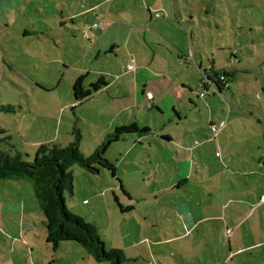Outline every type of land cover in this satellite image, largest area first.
Returning a JSON list of instances; mask_svg holds the SVG:
<instances>
[{"label": "rangeland", "instance_id": "1", "mask_svg": "<svg viewBox=\"0 0 264 264\" xmlns=\"http://www.w3.org/2000/svg\"><path fill=\"white\" fill-rule=\"evenodd\" d=\"M104 1L58 3L64 14L66 3L73 6V12L76 9L81 13ZM171 1L111 0L102 9L80 14L76 20L64 17L67 29L55 25L62 21L58 12L49 19L32 16L33 9H43L44 0H6L3 5L14 14H0V137L9 139L2 144L3 152L11 156L18 153L32 163L41 145L68 146L74 140V129H78L82 136L80 151L88 157L118 126L134 123L140 129H149L108 147L105 157L115 166L117 178L107 171L104 177L90 175L77 166L71 168L74 193L66 195V206L87 223L97 225L107 250L123 249L133 234L146 237L145 248H149L153 241L166 239V234L173 236L185 230L179 213L217 215L219 206L229 201L231 206L242 195L247 198L253 183L258 179L264 182L263 166L262 176H245L246 168L257 167L262 161L259 150L264 148V0H207L216 2V9L203 16V30L200 22L191 23L185 14L189 9L194 16L197 0H174V7ZM109 8L115 12L110 13ZM157 14L160 18L155 17ZM213 21L221 28L216 29ZM94 24L98 28H93ZM24 25L37 33L23 39L19 34L22 28L28 29ZM130 38L128 48L126 41ZM198 46L203 49L202 61L197 58L199 64L208 69L213 60L215 68L235 70L231 91L223 88L219 94L196 65L192 71L198 79L194 80L193 72L175 60L183 58L184 51L190 54L191 48L197 51ZM130 57L147 61L148 67H142L149 73L127 71L125 64ZM80 77H85V90L100 78L107 86L77 104L72 86ZM171 79L177 82L179 94L170 85ZM182 81L191 83L193 94L185 96ZM144 82H148L145 89ZM159 84L166 87V93L156 103ZM147 91H153L154 99ZM201 93L206 97L201 98ZM187 97L193 99L194 106ZM9 107L14 111L7 112ZM221 121L227 129L215 138L209 123ZM167 136L171 142L164 140ZM168 152L174 155L172 159L167 160ZM185 153L194 168L188 185L158 195L156 189L164 190L178 176L176 161ZM235 170H241L243 176ZM157 196L160 198L153 201ZM173 205L181 206V210ZM246 207L240 210L241 215H252V207ZM230 211L228 208V215ZM263 213L264 208L256 210L242 226V240L250 236L247 230H262H258V220ZM148 219L159 224L152 226ZM43 221L30 183L0 180V264H97L77 243L55 247L46 238ZM218 224H199L197 230L213 231ZM197 230L192 237L172 245L170 251L165 246L155 247L156 252L163 251V256L151 255L149 263L142 260L131 264L174 261L177 258L170 253L181 251L180 244L187 251L184 261L197 264ZM131 252L129 255H136Z\"/></svg>", "mask_w": 264, "mask_h": 264}, {"label": "crops", "instance_id": "2", "mask_svg": "<svg viewBox=\"0 0 264 264\" xmlns=\"http://www.w3.org/2000/svg\"><path fill=\"white\" fill-rule=\"evenodd\" d=\"M5 1L6 0H0V14L3 17H5V14H7V13H10L11 15L14 14L13 11H10L11 9L8 10V8H5V6L3 5V3ZM136 1H138V0H136ZM140 1L141 0H139V2ZM109 2H111V0L104 1L103 5H102V3L96 4V5L92 6L91 8L87 9L88 10V11L86 10L87 13H85L86 11L78 13V10L76 11V9L73 12V6L71 4L66 3L65 6L67 7V12L63 14V7L58 8L59 3H58V0H56L53 3L55 5L54 7L49 8V9L47 7H45L41 10V12L43 11L42 15L48 16V17H46L47 19H49V17L55 18L56 12H58V14L60 15V19H62V21H60V23L55 22V25H59L60 27H64L65 29H67L66 19L64 17H67V18L70 17V19L76 20L80 14H90L91 12H95L98 7L102 9ZM178 3H179V1H178ZM171 4L174 7V0L171 1ZM194 6H195L194 7V10H195L194 16H193L192 11L188 12L189 9H186L185 14L189 15L191 23L195 24L196 21L200 22L199 28H200V30H203L202 23H205L203 16L204 15L208 16V15H210V13L213 14L215 12L216 2H214V4H212L211 2H207V0H197V2L195 3ZM108 11L110 13H114L115 9L109 8ZM148 11H150V10L148 9ZM106 13H107V11H106ZM150 13H151V11H150ZM65 14H67V16H64ZM173 16L175 18H177V12L174 11ZM197 17H198V19H197ZM214 23H215L216 29L221 28V26L217 25L216 22H214ZM62 24H63V26H62ZM108 24L112 25L111 23H108ZM19 35H22L21 32ZM127 36L129 38V36L131 37L132 35H127ZM22 38L28 39V37L27 38L22 37ZM130 43H131V38L126 41V45H128V48H130ZM112 46H113V48H115L116 45L113 44ZM177 51H180V49L177 48ZM184 52L185 53H184L183 58L182 57H174V55H172V56L175 58L176 61L180 62L181 65L186 66L188 71L189 70L192 71V68H194L195 65L199 68L200 71L203 72L204 76H205V72H206V74L212 76L214 72H218V71L222 70V69L215 68L216 65H215V62L213 60L209 61L210 66L208 69L203 66L202 62H200V64L198 63L197 58L200 57L201 61H202L201 56L203 53V49H201L200 46H198L197 51H195L193 48H191L190 54H188L186 51H184ZM189 56L193 57L194 59H190ZM130 59L134 62V66H135V70L133 73L137 72L138 70H141V71L144 70V71L149 73V71L143 69V67H142L143 65L148 67L149 64L147 61L146 62H145V60L139 61V59L137 57L135 59H134V57L133 58L130 57ZM131 60L127 61V63L125 64V66H126L125 69L130 64ZM169 62H171V61H169ZM138 64H140L139 67H138ZM136 67H137V69H136ZM171 68H172V66H171ZM222 71H224V70H222ZM233 72L232 71L225 72L227 75L231 76L229 78L230 84L233 83L232 79L236 78L235 70ZM159 74H161V73H159ZM172 75L173 74L170 71L169 76H172ZM205 77H207V76H205ZM192 78L194 80H197L198 76L193 72ZM205 80H206V78H205ZM169 81H170V85L175 86V88H173L175 94H179V91L177 90V87H176L177 82L174 79H171ZM143 84H144L143 89L147 88L148 82H144ZM158 86H159V89L157 90V98L158 99H156V103L160 99L159 96H162L163 94L166 93V87L165 86H163L162 84H159ZM219 87H220V85H219ZM182 89L187 90V92H188V93L187 92L185 93V96L191 95L194 93L193 86L191 85V83H187L185 81H182ZM218 90L219 89H217V91ZM227 90L231 91V85H229V89H227ZM222 91H223V89H221V92H219V94H222ZM143 92H144V90L142 91V94H143ZM135 93H138V90H136ZM146 93L150 94L152 96V98L154 99L155 96H154L153 91H147ZM143 96H144V94H143ZM187 100L190 102L191 105H193V106L195 105V103L191 97H187ZM145 101H146V97H145ZM156 103H154V104H156ZM173 111L179 117V114L177 113V111L174 107H173ZM210 123H213V122H210ZM214 124H217V123H214ZM226 129L227 128L225 127L221 133L224 134ZM167 138H169V139H167L166 141H170V142L172 141L171 137L167 136ZM124 141L127 142L128 141L127 138H125ZM259 151L261 152L260 158H262V161L258 162L257 167L255 166V167L246 168L245 169L247 171V173L245 175L246 177L252 178L253 175L262 176V174H259V173H260V170L262 169L261 166H263V168H264V148H263V151H261V150H259ZM173 156L174 155L172 153H169V152L166 153L167 160L172 159ZM176 163L179 165L178 166L179 168L178 167L175 168L176 170H178V176L175 179L172 178L171 182L168 185H166L164 190L161 188L156 189V190H158L157 191L158 195L160 193H163L164 191L171 192V193H174L175 191H179L183 187L187 186L190 179L192 178L191 175L194 171V168H192L193 164H192V160H191V157L189 154L185 153L183 155V157L177 159ZM180 166H182V168ZM235 171H236V173L238 172L241 176H243L242 175L243 173L241 172V170L240 171L235 170ZM103 176L106 177V174H103ZM120 182H121V180H120ZM263 183H264L263 181L261 182V180L258 179V182L253 183L252 191L249 193L247 198L242 197L244 195L240 196L238 199H236L235 204L231 203L232 207L229 205L230 201L228 202V204L224 203L221 206H219L220 210H219V214H217V215H215V214L205 215L203 213L201 216L197 217L194 213L190 214L187 211H184L183 213H179V214H181V218L185 222L184 226H181V227H183V229H185V230H182V233L177 232V234L173 235V236H170L168 233L165 235L166 239L153 241L149 245V248H145V242H146L145 240L147 239L146 237H142V235H136V234L134 235L133 234V236L130 235L132 238L131 242L126 244L123 249H120V248H116V249H120L124 252V254L128 260L126 262V264H131V262L140 263V262H142V260H143V262L148 261L147 263H149L150 262L149 257L151 255L152 256L159 255L160 257L163 256V251L160 250L159 252H156L155 247H164L165 246L170 251L172 248V245L179 243V241L181 239H188V238L192 237V235H194L195 231L198 229L199 224L202 225V224H206L208 222L211 223L212 221H214L216 223H219L216 230H213V231L207 230V232L204 230H200V231L197 230L198 231L197 232L198 239L200 240L198 242V244H199V247H198L199 259H198L197 264H264V213L261 217H259V220H258L259 223L261 224V227L259 226L258 230H259V228L262 229L260 232L256 233L255 231H252V229H249L247 231L250 233V236L246 235L244 240H242V237L244 236V234L241 231L242 226H246L247 221H249L254 216L256 210H260V209L264 208V200H263L264 199V184ZM246 184H247V186L251 187L250 184H248V183H246ZM121 185H123L122 182H121ZM253 189H255V190L253 191ZM204 191H206V190H204ZM159 198H160L159 196L154 197L153 201H155ZM84 202L86 203V201H84ZM243 202H248L247 203L248 206L252 207V209H253L252 215H247V216L241 215L240 210L242 208L246 210V208H247L246 207L247 204H245ZM200 205L203 206L202 208H206V204L204 202H201ZM173 206L178 207V210H181L180 209L181 206H179V205H173ZM224 208H225V212H224ZM228 208H231V211L229 212L230 215H228V212H227ZM203 211H204V209H203ZM240 216H243L244 219L237 220V218H239ZM247 217H249V218L245 221V218H247ZM179 218L180 217H178V219ZM148 221L151 222L152 226H156L154 224H159L157 220L150 221V219H148ZM44 222L45 221H43V223H42L43 228H44ZM223 225L225 226V228H223ZM228 229H230L232 231L229 236L226 234V231ZM217 230H220V231H217ZM44 233H45V228H44ZM126 233H128V232H126ZM101 238H102V236H101ZM245 242H246V245H245ZM66 243H71V242H66ZM180 245L181 246H178V247H180V248L183 247V249L181 251L180 250H174L173 253H170L171 256H173L174 258H177V259H175L174 261H168L166 264H188L184 261L185 260L184 255H185V253H187V251L184 248L185 245L184 246L182 244H180ZM132 250H133V253L136 252L135 256L129 255L132 253L131 252ZM87 255L91 259H93L88 253H87ZM216 257H218L219 260H217ZM176 260H178V261H176ZM97 264H100V263H97Z\"/></svg>", "mask_w": 264, "mask_h": 264}, {"label": "trees", "instance_id": "3", "mask_svg": "<svg viewBox=\"0 0 264 264\" xmlns=\"http://www.w3.org/2000/svg\"><path fill=\"white\" fill-rule=\"evenodd\" d=\"M33 2L38 3V0H33ZM54 2L55 0H44V3L41 2L44 5L42 8H52L55 6ZM42 12L38 9H33L31 14L32 16L39 15L40 19H46L47 16L42 15ZM24 26H27L28 29L22 28V37L27 38L32 33H37V31L31 29V26ZM41 34L43 35L44 33L41 32ZM205 76H207V83L214 86L216 90L219 89L218 92H221L223 88L229 89V78L231 76L224 71L214 72L212 76L205 72ZM84 78L80 77L72 86L74 101L77 104L83 103L92 94L107 86L104 78H100L97 83L91 84L89 89L85 90L83 86ZM222 82L225 84L223 88ZM200 85L203 86L204 83ZM5 110L7 112L14 111L10 107ZM213 125L214 123H210L209 127ZM147 132H149L148 128L140 129L134 123L118 126L111 134H108L103 143L90 156L86 157L80 151L81 132L78 129H74L72 133L74 140L68 146L63 147L53 143L41 145L37 149L35 160L32 163L24 161L18 153L11 156L3 152L1 149L2 144L8 143L9 139L0 137V180L18 182L25 180L31 184L39 209L45 217L46 238L55 247L61 243L73 242L80 245L96 263L126 264L128 260L122 250L106 249L95 224L87 223L84 219L68 210L66 195L71 196L74 193L72 167L77 166L94 176L103 175L107 171L117 178L115 166L105 157L108 147L120 142V140L122 141V138L134 134L143 135V133ZM163 138L165 140L169 139L167 137ZM130 210L131 208L127 209V211ZM121 211H123V208H121Z\"/></svg>", "mask_w": 264, "mask_h": 264}, {"label": "built area", "instance_id": "4", "mask_svg": "<svg viewBox=\"0 0 264 264\" xmlns=\"http://www.w3.org/2000/svg\"><path fill=\"white\" fill-rule=\"evenodd\" d=\"M156 18H160V15H156L155 16ZM93 28H98V25L97 24H94L93 25ZM127 71H134L135 70V66H134V62L132 61L128 66H127V69H126ZM206 80H207V77H206ZM201 84V83H200ZM221 85H222V88L225 86V84L222 82L221 83ZM203 90H205V89H203ZM151 96V95H150ZM152 97V96H151ZM200 97L201 98H204V97H206V94L205 93H201L200 94ZM226 127V124H225V122L224 121H221L220 123H218V124H214L213 126H211L210 127V129H211V131L213 132V136L214 137H217L221 132H222V130L224 129ZM231 230L230 229H228L227 231H226V234L229 236L230 234H231Z\"/></svg>", "mask_w": 264, "mask_h": 264}]
</instances>
